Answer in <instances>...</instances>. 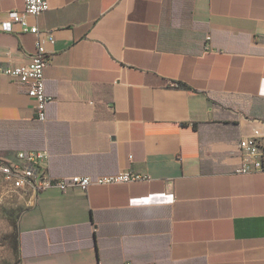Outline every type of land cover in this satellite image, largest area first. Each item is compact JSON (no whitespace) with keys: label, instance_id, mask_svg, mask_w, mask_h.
I'll return each instance as SVG.
<instances>
[{"label":"crops","instance_id":"1","mask_svg":"<svg viewBox=\"0 0 264 264\" xmlns=\"http://www.w3.org/2000/svg\"><path fill=\"white\" fill-rule=\"evenodd\" d=\"M47 1L42 123L3 73L37 38L2 31L24 2L0 0V156L148 179L34 193L13 264H264V173L235 172L241 139L264 144V0Z\"/></svg>","mask_w":264,"mask_h":264},{"label":"built area","instance_id":"2","mask_svg":"<svg viewBox=\"0 0 264 264\" xmlns=\"http://www.w3.org/2000/svg\"><path fill=\"white\" fill-rule=\"evenodd\" d=\"M24 8L21 12L12 11L6 15L1 23L4 32L13 31L18 26L21 31H28L37 38L35 53L26 65H19L3 71L14 83L21 86L27 96L33 101L37 121H46L47 105L53 102V97L45 92L44 69L48 59L44 49V42H53L50 35L44 39L40 31L30 21L49 10L47 0H23ZM236 156L240 160L236 174L264 173V144L261 142L259 132L241 139L237 144ZM49 154L46 150L34 151L27 154L17 153L13 161L0 156V177L17 178L18 182L33 189V193L56 188L61 192L69 189H80L83 192L92 186H108L114 184H130L136 181L147 180L146 175L120 171L114 175L91 178L87 176H73L65 179L52 178L47 170ZM129 264V263H124Z\"/></svg>","mask_w":264,"mask_h":264},{"label":"rangeland","instance_id":"3","mask_svg":"<svg viewBox=\"0 0 264 264\" xmlns=\"http://www.w3.org/2000/svg\"><path fill=\"white\" fill-rule=\"evenodd\" d=\"M33 194V189L17 178L0 177V264L14 263L17 219Z\"/></svg>","mask_w":264,"mask_h":264}]
</instances>
